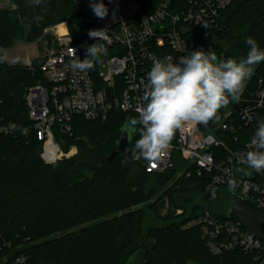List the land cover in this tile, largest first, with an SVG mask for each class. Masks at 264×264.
<instances>
[{
  "label": "trees",
  "instance_id": "16d2710c",
  "mask_svg": "<svg viewBox=\"0 0 264 264\" xmlns=\"http://www.w3.org/2000/svg\"><path fill=\"white\" fill-rule=\"evenodd\" d=\"M12 1L16 7L0 9V56L5 57L3 48L18 40L35 41L49 26L64 21L78 41L80 25L88 23L76 0H42L38 6L32 0ZM37 16L43 18L37 21ZM217 33L234 59L246 57L248 37L264 50V0H233ZM43 61L33 60L35 71L0 62V112L5 119L30 124L26 89L43 80ZM251 79L264 83V62L254 66ZM137 115L114 112L106 120L75 115L72 135L57 136L66 150L76 145L77 151L55 163L44 161L42 142L33 134L0 137V264H6L1 255H24L27 264L225 263L226 254L210 252L199 225L187 226L203 210L201 199L213 213L228 217L225 207L211 204L221 191L213 186V196L207 189L209 175H178L187 168L178 150L174 167L147 172L143 159L132 156L138 133L129 143L131 161L122 153L107 160L123 125ZM261 120L264 107L256 114L258 124ZM254 133L251 125H243V138L236 144L243 145ZM214 152L220 161L227 150L215 146ZM177 194L188 195L183 204L176 201ZM146 202L157 221L147 223L141 206Z\"/></svg>",
  "mask_w": 264,
  "mask_h": 264
},
{
  "label": "built area",
  "instance_id": "2783aa9c",
  "mask_svg": "<svg viewBox=\"0 0 264 264\" xmlns=\"http://www.w3.org/2000/svg\"><path fill=\"white\" fill-rule=\"evenodd\" d=\"M88 20L80 25L79 40L70 31L60 32L53 26V49L41 65L43 80L26 89L28 116L26 126L5 119L0 112V137L32 134L42 142L41 156L47 163H55L76 153V145L68 150L59 134L72 135L73 117L77 114L87 119L106 120L114 112H134L142 105V96L147 84V73L152 67V57L171 55L174 62L181 56L202 49L214 51L218 59L232 58L221 45V29L224 13L233 0H104L109 15L97 18L90 8V0H76ZM116 10V19H112ZM204 25H207L205 27ZM107 28L109 39L101 41L107 55L94 68L85 72L73 71L66 65L76 56L85 58L86 46L97 42L89 38L88 31ZM33 60L26 58L23 65L35 71ZM108 68L107 72L103 69ZM0 98V111L2 108ZM264 107V83L262 79L246 82L239 101H232L221 108L217 118L205 126L189 124L177 131L176 141L171 142L167 155L155 162L143 159L147 172H165L174 167V152L178 150L185 161L186 169L178 173L193 171L207 174L213 186H228L229 179L238 181L234 190L243 198L255 201L264 212V172H255L241 163L249 147L251 136H246L243 145L239 131L243 125L258 127L256 114ZM229 142H234L231 146ZM215 146L227 150L217 161ZM193 167V168H191ZM251 173V174H249ZM257 176V177H252ZM216 196V194H215ZM169 202L166 197V208ZM183 208L177 209L181 213ZM199 225L211 253L226 254L224 264H264V239L254 235L245 227L230 219L213 213L208 205L187 226ZM9 243H6V245ZM0 250L1 246H0ZM6 264H27V257L15 255L9 259L1 255Z\"/></svg>",
  "mask_w": 264,
  "mask_h": 264
},
{
  "label": "clouds",
  "instance_id": "9594fccd",
  "mask_svg": "<svg viewBox=\"0 0 264 264\" xmlns=\"http://www.w3.org/2000/svg\"><path fill=\"white\" fill-rule=\"evenodd\" d=\"M41 2L42 0H32L37 6ZM90 8L101 20L109 15V8L104 0H90ZM115 13L116 10H113V20L116 19ZM42 18L37 16L35 19L39 21ZM107 30H89V38H94L97 42L86 46L84 59L77 57L76 50L71 48L72 58L66 67L74 72L86 73L101 62L102 57L107 55V48L101 43L109 39ZM246 44L249 51L246 57L239 60L218 59L214 51L202 49L181 56L175 62L171 55L162 58L153 56L138 115L129 118L121 129L129 138L139 134L132 156L149 162L163 159L178 130L189 124L206 126L209 121L217 118L221 108L229 105L230 99L239 101L246 82L254 73V66L264 62V50L259 47L255 38L248 37ZM6 59L7 57L0 56V62ZM249 147L252 150L244 154L241 163L255 172L264 171V120L259 122ZM227 183L233 191L239 186L235 179H229ZM215 191L212 188L213 196Z\"/></svg>",
  "mask_w": 264,
  "mask_h": 264
},
{
  "label": "rangeland",
  "instance_id": "374dc122",
  "mask_svg": "<svg viewBox=\"0 0 264 264\" xmlns=\"http://www.w3.org/2000/svg\"><path fill=\"white\" fill-rule=\"evenodd\" d=\"M6 2L4 0H0V6L7 7L8 5L5 4ZM0 7V9H1ZM55 26V25H53ZM49 26L45 30V34L36 39L35 41H27V40H18L16 41L12 46L8 47V49L5 51L6 52V57L7 61L9 64L14 65L18 61H22L25 57H28L30 60H34L37 58L38 60H44V58L50 53V51L53 49V44H52V27ZM108 68H104L103 71L107 72ZM220 191L221 195L219 198H213L211 201V204H219V206H223L229 210L230 207V199L233 190H230L228 186L226 185H221ZM187 194H177L176 195V201L180 202L183 204V201L187 198ZM201 199V198H200ZM204 204L210 205L209 202H204L203 199H201ZM147 202L144 203L141 206H145L146 209V214H147V223L155 222L157 221L156 218H154V213L150 207L147 206ZM192 264V263H191Z\"/></svg>",
  "mask_w": 264,
  "mask_h": 264
},
{
  "label": "water",
  "instance_id": "95a60500",
  "mask_svg": "<svg viewBox=\"0 0 264 264\" xmlns=\"http://www.w3.org/2000/svg\"><path fill=\"white\" fill-rule=\"evenodd\" d=\"M132 137L129 138L127 134L122 132L118 145L112 149L107 160L110 161L116 154L122 153L126 155L128 161H131L128 149ZM228 217L254 235L264 239V212L255 201L243 198L233 192L230 199Z\"/></svg>",
  "mask_w": 264,
  "mask_h": 264
},
{
  "label": "crops",
  "instance_id": "0c3cea01",
  "mask_svg": "<svg viewBox=\"0 0 264 264\" xmlns=\"http://www.w3.org/2000/svg\"><path fill=\"white\" fill-rule=\"evenodd\" d=\"M6 3V5H8L7 7H16V5H15V3L12 1V0H4ZM3 5V4H2ZM1 5V6H2ZM0 6V7H1ZM7 7H3V8H7ZM2 8V7H1ZM8 49V47H6V48H3V51H4V55H6V50ZM6 57V56H5ZM26 58H28V57H25L22 61H18L17 63H15V64H23V62H24V60L26 59ZM8 62V61H7Z\"/></svg>",
  "mask_w": 264,
  "mask_h": 264
},
{
  "label": "bare ground",
  "instance_id": "6f19581e",
  "mask_svg": "<svg viewBox=\"0 0 264 264\" xmlns=\"http://www.w3.org/2000/svg\"><path fill=\"white\" fill-rule=\"evenodd\" d=\"M57 28L60 32H65L66 31V28H65V24L64 23H60L57 25Z\"/></svg>",
  "mask_w": 264,
  "mask_h": 264
}]
</instances>
